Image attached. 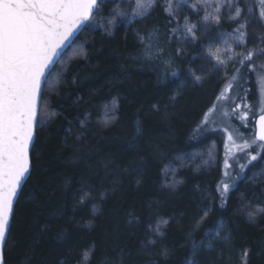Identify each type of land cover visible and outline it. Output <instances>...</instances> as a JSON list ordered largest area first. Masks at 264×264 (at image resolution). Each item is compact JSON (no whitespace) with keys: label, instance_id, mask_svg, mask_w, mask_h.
<instances>
[{"label":"trees","instance_id":"trees-1","mask_svg":"<svg viewBox=\"0 0 264 264\" xmlns=\"http://www.w3.org/2000/svg\"><path fill=\"white\" fill-rule=\"evenodd\" d=\"M167 3L131 24L85 27L48 75L4 264H264V151L223 196L219 158L201 164L211 144L222 149L202 121L229 82L242 106L261 94L256 0H239L244 12L223 24L247 22L244 50H258L227 76L207 60L190 74ZM101 4L93 18L115 7ZM153 32L162 51L149 58L139 37Z\"/></svg>","mask_w":264,"mask_h":264},{"label":"snow or ice","instance_id":"snow-or-ice-1","mask_svg":"<svg viewBox=\"0 0 264 264\" xmlns=\"http://www.w3.org/2000/svg\"><path fill=\"white\" fill-rule=\"evenodd\" d=\"M207 10L209 0H199ZM214 13L206 14L205 22L220 23L221 9L227 6L229 10L228 19H238L244 9L240 6L239 0H215ZM156 6V0H133L128 10L116 7L112 10L107 24L100 26L110 30L115 26L117 18L126 17L127 23L135 22L137 17L144 18ZM197 9V5L191 6ZM102 8L101 0H0V249L5 243L6 232L9 228V220L13 214V203L22 187V181L29 173V148L33 144L34 132L38 124V108L42 99V81L51 67L57 62L66 42L71 43L70 37L82 27L89 23L95 25L94 13ZM198 10V9H197ZM165 11L170 16H175L171 0L165 6ZM251 12V9H248ZM261 20H264V11L260 13ZM247 22L235 29L236 35L233 41L241 45L246 43ZM183 38L197 39L195 34L196 25H192L185 17L183 26ZM176 35V30L173 31ZM144 45V54L149 58L155 52H160L155 33H148L139 37ZM225 51L233 52L229 41H224ZM216 52H209L217 63L226 65L227 61ZM258 50L249 49L239 60L241 65L251 61ZM264 51V50H259ZM239 55V54H237ZM229 56L228 60L233 59ZM170 66V61L166 62ZM264 68V65L261 66ZM240 69L235 68L239 73ZM175 75V73H173ZM199 80L200 77H195ZM232 80L237 79L233 75ZM232 87L229 82L226 91ZM223 97V93L221 94ZM260 100L261 114L259 116V132L253 143L264 142V90ZM219 99V98H218ZM236 106V110L239 109ZM251 110L250 105H246ZM233 111V115L236 114ZM215 111V107L210 113ZM228 116V112H224ZM241 120L246 119L240 115ZM204 123H208L207 116ZM227 131V130H225ZM227 140L237 151H243L249 157V163L256 161L258 155H252L247 150L252 144L245 140L243 145H237L231 132H227ZM260 151H264V144H257ZM229 151H233L229 148ZM234 154V153H233ZM226 168L232 165L225 162ZM240 171L245 168L239 164ZM225 176H229L225 172ZM235 179V177H232ZM229 183L222 184L221 195L229 191ZM264 211V209L260 210ZM256 213H250L249 218H254ZM163 223H167L164 221ZM157 230H159L157 228ZM219 236V232L216 233ZM244 257L247 256L245 252ZM0 264H3V255L0 251Z\"/></svg>","mask_w":264,"mask_h":264},{"label":"rangeland","instance_id":"rangeland-1","mask_svg":"<svg viewBox=\"0 0 264 264\" xmlns=\"http://www.w3.org/2000/svg\"><path fill=\"white\" fill-rule=\"evenodd\" d=\"M111 1L115 2L114 9L116 7H120L121 9L128 10L130 8V5H132L133 3V0ZM171 4L173 11L178 19L176 40L180 44L181 52H190V60L196 62V68H191L190 74L195 76L196 72L198 73V71L200 70H206L205 62L207 60L212 64V66L214 65L217 68L223 69V73L226 76L227 74L231 75L233 73L234 64L239 62V60L242 59L243 54L247 51L244 50V45L233 41V37L239 35V33H236L235 31L225 30L223 28L224 23L231 21L230 19H228L229 10L227 6L221 9L220 23L215 24L211 22V19L209 22H205L203 19L206 14L214 13V9L216 6L215 0H209L207 10H205L203 5L199 3V0H171ZM192 5H197L198 10L192 8ZM256 7L260 21L264 22V20H261L260 18V13L264 11V0H256ZM185 17H187L188 22L190 24L196 25L195 34L197 36V39L195 40L191 39L190 37L188 39L183 38L182 34L184 32L183 26L185 23ZM137 18L139 19V17ZM93 19L96 21V24L93 25L89 23V28L107 31L104 27H101L100 24L103 23L106 25L108 18L102 19L100 18V16H97ZM117 21L127 23V18H117ZM202 40L205 41L202 43ZM226 40L229 41L232 49L234 50L231 53L225 51L224 41ZM198 44H200L201 46L198 50L201 51L196 52L197 50L194 49V47H197ZM217 49L220 50L218 54L221 55V57L227 61L226 65H221L217 63V61L212 56L208 55L209 52H216ZM229 56H233L234 58L228 60ZM259 77L260 79L258 81L261 84L262 90H264V78L261 74L259 75ZM238 93V89L233 90L231 92L229 90H225V92L223 93V97L220 96L219 99L205 114L203 121L207 116L208 123H204L202 121V124H204V128L202 127L204 135L214 134L221 141L222 149L220 150L219 156L217 151L215 152L216 146H213L214 144H211L207 153L204 154V152L202 154L204 161H202L201 163L203 165H205V163L210 164L215 158H219L221 167L223 169L220 189L222 188V184L227 182L230 185V190L231 187L236 184V180L242 177L248 167L255 162L251 161L249 163V157L245 156V153L243 151H237L234 146L230 144V142L227 140V132H231L233 134L237 145H243L244 141L248 140V142L252 144V147L247 151L250 152L252 155H257L260 152V149L257 147V144L261 143L258 141H256V143H253V140L256 139L255 118L258 114L261 113L262 105L260 104V100L262 99V96L261 94H259L257 102L251 100L252 102H250V104L246 103L244 106H242L237 102L238 100L236 99ZM237 105L240 106L238 110H236ZM246 105L252 106L251 110L245 107ZM213 107H215V111H212L211 114H209L210 110L213 109ZM234 110H236L235 115H233ZM224 112H228L229 115L225 116ZM242 114L246 116V119L241 120L239 118V116ZM229 148H232L233 151H229ZM195 157L196 154L191 155L190 157H188L187 160L189 161ZM226 161L227 164L232 165L231 168H226ZM239 164L245 165V168L242 172L240 171ZM225 172H228L229 176H225ZM232 177H235V179H232Z\"/></svg>","mask_w":264,"mask_h":264},{"label":"water","instance_id":"water-1","mask_svg":"<svg viewBox=\"0 0 264 264\" xmlns=\"http://www.w3.org/2000/svg\"><path fill=\"white\" fill-rule=\"evenodd\" d=\"M85 27H82V29H78L76 33H74L73 37H70V41L71 43H68L66 42V47L63 49L61 55L57 58V62L54 64V66L51 67V70L48 74H46V77L45 79L42 81V92H43V88H44V85H45V82H46V79L48 77V75L53 71V69L55 68L56 64L58 63L59 59L61 58V56L70 48V46L72 45V43L77 39V37L82 33L83 29ZM40 106H41V101L39 103V108H38V116H39V112H40ZM261 114V113H260ZM260 114L257 115L256 119H255V138L258 136V132H259V116ZM35 140H36V129H35V132H34V137H33V144L30 145V148H29V159H30V165H29V173L26 174V179L24 181H22V187L18 190V195L16 197V199L14 200V203H13V214L12 216L10 217V220H9V228H8V231L6 232V238H5V243L4 245L2 246V249H0V251H2V255H3V264H4V252H5V246H6V242H7V239H8V235H9V231H10V227H11V223H12V219H13V215H14V210H15V206H16V203H17V200L20 196V193H21V190L24 186V184L26 183V181L28 180V178L30 177V174H31V170H32V163H31V152H32V149H33V146H34V143H35ZM264 144V142H261Z\"/></svg>","mask_w":264,"mask_h":264}]
</instances>
